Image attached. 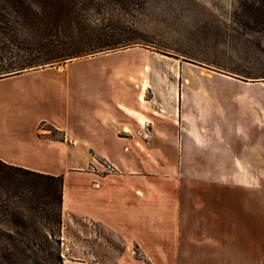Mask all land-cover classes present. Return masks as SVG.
Masks as SVG:
<instances>
[{
	"label": "rangeland",
	"instance_id": "374dc122",
	"mask_svg": "<svg viewBox=\"0 0 264 264\" xmlns=\"http://www.w3.org/2000/svg\"><path fill=\"white\" fill-rule=\"evenodd\" d=\"M121 1L108 4L109 14L97 18L103 25L123 28L124 37L134 39L132 43L47 66L103 59L100 66L89 68L92 73L116 76L122 91L135 88L138 97L143 94L141 106L150 118L140 117L144 125L134 126L133 133L142 143L147 142L153 156L146 170L138 166L142 169L135 179L142 187L146 180L153 185L147 188L153 194L152 206L161 208L180 197L185 213L181 264L255 263L241 259L239 251L256 249V225L250 222L243 227L241 236L234 232L236 228L230 229L224 216L214 220L207 210L214 202L210 194L215 193L210 169L224 171L230 167L226 147L234 141L255 138L256 132L248 128L264 130V0ZM125 127L121 126L123 137ZM38 128L41 137L65 139L53 125L42 123ZM135 145L140 149L136 140ZM246 160L247 156L241 157L237 168L255 174L258 171L259 178L253 183L263 185L264 162L251 166ZM138 163L143 165L140 160ZM86 169L101 175L117 173L100 156ZM230 181L223 179L221 183ZM248 181L236 180L239 184ZM24 220L38 225L43 221L36 216ZM52 226L60 240L56 254L61 253L63 264L69 260L103 264L108 261L106 254L118 257L127 251L100 223L67 212L64 215L63 209L61 224ZM158 226L155 230H165ZM261 246L264 250V240ZM136 251L138 258L142 257L141 251ZM226 252H231L232 258H227ZM23 261L38 264L32 255ZM177 261L165 259V264Z\"/></svg>",
	"mask_w": 264,
	"mask_h": 264
},
{
	"label": "crops",
	"instance_id": "0c3cea01",
	"mask_svg": "<svg viewBox=\"0 0 264 264\" xmlns=\"http://www.w3.org/2000/svg\"><path fill=\"white\" fill-rule=\"evenodd\" d=\"M102 63L99 58L78 60L0 78V159L43 173L63 174L64 215L67 212L100 223L127 247L124 255L106 254L108 261L103 264H165V259L175 258L181 264L185 213L180 197L157 208L151 203L153 194L147 191L153 188L151 182L144 181L142 187L135 179L136 172L142 167L146 170L153 156L147 142L142 143L133 133L134 126H142L144 119L150 118L141 106L143 94L138 97L135 88L124 92L116 76L94 74L89 69ZM257 110L259 115V106ZM42 123L60 129L65 139L38 135ZM121 126H126L125 137ZM248 130L255 131L256 137L226 147L230 167L210 169L215 193L210 194L214 202L207 211L214 220L224 216L230 229L236 228L234 232L241 236L243 227L255 224L256 249L240 250L239 257L264 264V184L253 183L259 178L258 171L237 168L243 156L251 166L264 162V130L259 126ZM96 156L103 157L117 173L101 175L87 170L95 165ZM106 179H111V184ZM223 179L231 181L223 185ZM238 179L249 181L239 184ZM160 224L165 230L159 232L154 227ZM137 249L142 257L136 255ZM226 257L232 258L231 252H226ZM64 264L100 263L69 260Z\"/></svg>",
	"mask_w": 264,
	"mask_h": 264
},
{
	"label": "trees",
	"instance_id": "16d2710c",
	"mask_svg": "<svg viewBox=\"0 0 264 264\" xmlns=\"http://www.w3.org/2000/svg\"><path fill=\"white\" fill-rule=\"evenodd\" d=\"M111 2L117 0H0V78L132 43L123 28L97 18L109 14ZM63 190V174L0 159V264H26L31 255L38 264H63L52 226L62 222ZM26 216L43 221L29 224Z\"/></svg>",
	"mask_w": 264,
	"mask_h": 264
},
{
	"label": "bare ground",
	"instance_id": "6f19581e",
	"mask_svg": "<svg viewBox=\"0 0 264 264\" xmlns=\"http://www.w3.org/2000/svg\"><path fill=\"white\" fill-rule=\"evenodd\" d=\"M188 81V80H187ZM263 86H264V84H263Z\"/></svg>",
	"mask_w": 264,
	"mask_h": 264
}]
</instances>
